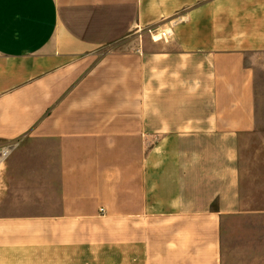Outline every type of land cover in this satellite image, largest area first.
I'll list each match as a JSON object with an SVG mask.
<instances>
[{
	"label": "crops",
	"instance_id": "obj_1",
	"mask_svg": "<svg viewBox=\"0 0 264 264\" xmlns=\"http://www.w3.org/2000/svg\"><path fill=\"white\" fill-rule=\"evenodd\" d=\"M0 142V264H264V0H0Z\"/></svg>",
	"mask_w": 264,
	"mask_h": 264
},
{
	"label": "built area",
	"instance_id": "obj_2",
	"mask_svg": "<svg viewBox=\"0 0 264 264\" xmlns=\"http://www.w3.org/2000/svg\"><path fill=\"white\" fill-rule=\"evenodd\" d=\"M147 34L153 38V40H166L171 37V31L162 28H147ZM13 146L9 142H0V168L10 156Z\"/></svg>",
	"mask_w": 264,
	"mask_h": 264
},
{
	"label": "rangeland",
	"instance_id": "obj_3",
	"mask_svg": "<svg viewBox=\"0 0 264 264\" xmlns=\"http://www.w3.org/2000/svg\"><path fill=\"white\" fill-rule=\"evenodd\" d=\"M163 29V28H162ZM167 30V29H165ZM143 33H147L146 30H139L138 28H134L129 34L128 37H137V36H142ZM150 36V34H149ZM160 223V222H157Z\"/></svg>",
	"mask_w": 264,
	"mask_h": 264
}]
</instances>
